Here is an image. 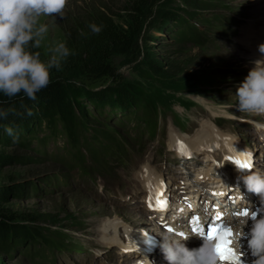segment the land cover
Masks as SVG:
<instances>
[{"label": "rangeland", "instance_id": "374dc122", "mask_svg": "<svg viewBox=\"0 0 264 264\" xmlns=\"http://www.w3.org/2000/svg\"><path fill=\"white\" fill-rule=\"evenodd\" d=\"M136 1L139 0H68L63 18L42 19V22L48 25L49 31L41 48H32L30 51L39 52L41 60L47 63L50 59L47 48L50 45L55 42L66 44L68 35L78 31H91L89 25L100 24L102 18L122 23L129 16L128 9L132 8ZM140 1L144 3L141 9L144 21L139 40L141 53L138 56H114L111 62L120 75L118 85L142 84L141 86L149 89L151 94L158 96V135L154 140H147L146 133L141 148H136L133 144L128 145L129 150H135L126 154L118 163H101L96 168L104 174L97 175L93 172L95 182L81 177L77 169L63 161V157L70 159V153L63 149L64 142H68L65 137L58 136L49 142L46 158L33 148L26 150L16 144L0 145V156L6 158V162L0 163V190L6 192L5 198L0 199V222H6V217L13 216L15 224L20 225L19 227L34 228L47 233L51 231L46 236L47 239H43L47 246H38L35 252L34 249H29V254L33 252V255L39 258L36 263L28 259L27 255L24 256L22 250L26 248L25 245L15 249L14 253H5L0 249V264H55L54 258L45 253L44 248L52 246L53 240L58 238L63 241L62 245H65L67 235L62 232L63 229L65 232L70 230L75 243L81 244L85 252L81 255L57 252V264H111L103 262L104 258L109 256V252H104L103 249H110L103 245L104 239L98 233L99 221L102 220V226L119 223L117 216L127 219L126 215L132 214L131 211H140V207L135 210L134 207H131L132 210L120 208L123 196L131 191L133 178L141 173L144 167L162 171L164 165H168L170 169L162 171V174L168 176L171 184H177L183 177H177V170L173 165H177L179 161L172 162L169 153L171 150H167L170 146L168 137L172 141H176V138H182L184 141L187 138L186 135L176 134L179 130L175 123L183 129L186 128L188 132L195 129L190 136L198 135L201 131L214 133L216 129L235 137L237 145L242 142L248 145L250 151L254 148L258 150H254L258 159L257 170L264 171V150L259 149L258 143L261 136L264 137L263 131L259 125L248 124L249 121L254 122L253 114L237 110L235 93L242 82L238 80L236 72H231V69L239 71L245 68L247 58L253 53V43L242 31L232 36L231 31L218 32L212 28L208 30V41L194 44L172 38L167 34V31L171 30H164L169 25L167 17L170 15L189 18L198 24L202 18L212 20L216 15H220L221 21L229 22L230 12L244 16L252 15L253 6L264 0ZM217 35L216 42L214 38ZM148 59L160 62L169 74L166 75L168 77L163 75L154 81H145L143 74L148 70ZM50 72L52 77H62L68 86L77 91L99 90L113 83L109 79L99 80L78 74H66L56 68L50 69ZM203 89L211 92L199 93ZM185 102L195 105L186 110L188 107H185ZM166 110H172L174 113ZM176 114L184 124L179 123ZM119 117L120 115L114 120ZM219 117L227 120H216ZM215 122L220 123L222 128L219 129ZM85 124L93 132L103 128L121 131L113 121H107L105 118L99 121L89 118ZM137 125L143 124L132 122L126 127L130 131ZM154 129L155 127H150V130ZM131 133L136 134L135 131ZM44 134H41V137ZM233 137L230 138L234 139ZM34 147L36 148V144ZM202 159H205V156L189 162L186 168L195 171L196 175L206 166ZM110 160L111 157L108 162ZM89 162H93L91 157ZM62 175L71 177L66 185L61 180ZM31 218L36 221L33 222ZM131 226L138 229L141 225L131 223ZM162 256L160 251L159 258Z\"/></svg>", "mask_w": 264, "mask_h": 264}, {"label": "trees", "instance_id": "16d2710c", "mask_svg": "<svg viewBox=\"0 0 264 264\" xmlns=\"http://www.w3.org/2000/svg\"><path fill=\"white\" fill-rule=\"evenodd\" d=\"M143 6V2L136 1L133 7L128 9L129 16L122 23L102 18L101 23L97 25L101 29L98 34L92 31H78L67 36L66 46L71 55L61 61L59 69L66 74H78L99 80L109 79L113 81L111 85L99 90L77 91L68 86L62 77L51 76L50 84L36 94L35 101L24 97L23 94L11 99L0 94V110L8 112L6 118H0V145L16 144L26 150L33 148L46 158L47 143L58 136L65 137L78 156L72 165H78L82 173H90L85 155L82 152L78 154L79 150H88L95 163L92 164L99 166L105 163L107 156L116 154L125 144L142 142L146 133L153 139L156 128L152 131L150 127L158 125V96L151 94L149 89L141 86L142 84L118 85L120 75L111 62L114 56H138L141 53L139 40L144 21L141 11ZM167 21L169 25L164 30H171L167 31L170 37H176L184 43L200 44L202 35L183 29L186 18L170 15ZM163 75L168 77L166 75L169 74L165 72L162 64L148 59V70L143 74V79L154 81ZM207 91L203 89L199 93L210 92ZM29 110L32 115H28ZM118 115L120 117L115 121ZM89 118L95 121L102 118L113 121L121 131L103 128L93 132L85 124ZM134 121L143 125L127 130L126 125ZM106 125L110 127L109 124ZM9 127L13 129V135L6 131ZM139 129L140 131H137ZM91 131L92 135L88 136ZM42 133L45 134L41 137ZM122 150L126 153L127 148ZM2 162H6V158L0 156V163ZM5 196L6 192L0 190V199ZM6 218V222H0V249L5 253H14L15 249L26 245L22 250L24 256L27 255L26 257L33 261V252L29 254V249H34L35 252V248L39 244L42 245L43 239L46 240L51 231L47 233L34 228L19 227L20 225L15 224L13 216ZM34 218L30 220H38ZM58 241L63 242L59 238L54 239L50 249L53 250L54 244H59Z\"/></svg>", "mask_w": 264, "mask_h": 264}, {"label": "clouds", "instance_id": "9594fccd", "mask_svg": "<svg viewBox=\"0 0 264 264\" xmlns=\"http://www.w3.org/2000/svg\"><path fill=\"white\" fill-rule=\"evenodd\" d=\"M68 0H0V93L9 99L20 94L33 101L37 93L51 82L50 69H59L61 61L71 55L64 42H55L47 48L50 59L47 63L40 58V53L30 49L41 48L46 39L49 27L42 22L43 18H63ZM93 33L101 29L89 25ZM264 54V44L259 46ZM244 81L237 87L235 96L237 110L242 113L264 115V60L253 62ZM7 111L0 110V118H6ZM28 115H32L29 110ZM9 135L13 129L7 128ZM18 139V137H16ZM248 171L240 175L250 193L259 197L260 207L257 211L248 209L247 216H239L233 252L242 260L250 253L251 264H264V171ZM251 222L249 232L244 229ZM161 237L160 250L168 264H226L217 253V243L204 239L198 249H189L185 238L167 232ZM242 239L247 240V250H243Z\"/></svg>", "mask_w": 264, "mask_h": 264}, {"label": "bare ground", "instance_id": "6f19581e", "mask_svg": "<svg viewBox=\"0 0 264 264\" xmlns=\"http://www.w3.org/2000/svg\"><path fill=\"white\" fill-rule=\"evenodd\" d=\"M204 133H206V134L204 135ZM176 134L177 135H181L179 133H176ZM228 136L233 137V136H231L229 134H226V133L222 132L221 130H216L215 129V132L214 133H211V132L209 133L207 131H201L198 135L195 134L194 139L191 138V137L189 138V136H187V138L184 140V142L187 143V144H190L191 142L195 141V144H197V143L198 144H201V143L210 144V146L215 147L213 149L214 151H216L217 153H220L221 150L222 151L223 150H228L229 151L230 149L233 150L231 147H236V145H235L236 144L235 137H233L234 139H231ZM168 138L170 140V146H169V148H170L171 152L175 149V145H176L177 141L179 139L180 140H183L182 138H176V141L175 140L172 141L170 139V137H168ZM223 146H226L228 149L224 148ZM216 147H220V148H216ZM239 150H242V149H239ZM234 152H238V151H234ZM229 153H233V151H231V152L229 151ZM213 160L214 159H212L210 157V155H208V156L205 157V160L204 161L206 162V166L195 175V182L197 184H204V183H206V184L209 185L211 183V181L212 182H216L217 181V178L215 176H218L219 174H222L223 172H225V166H223L222 168L221 167H216L215 164L212 165ZM226 169L230 171V168H226ZM148 175H149V177L147 178ZM199 175H203L201 177V178L204 177L203 182L199 181V179H198ZM240 175L241 174H238V176H240ZM142 176L144 178V182H147L148 185L151 184L150 187L153 190L158 191V188L155 185V183H156L155 178H158L159 175L156 174V171L149 170V171H146L145 173L142 172ZM139 178L141 179V176H139ZM161 184L164 185V183L162 181H161ZM241 187L244 188V190H242V192H244V191L248 192L244 184H242ZM214 188H217V186L214 185ZM235 197H236V195H234V198ZM208 199H209V202L208 203L211 204L212 203L211 202V198H208ZM218 199H221V198H218ZM233 201L234 202H237V199L235 198ZM225 202H227V197H225ZM259 204L260 203L258 201L256 203V206H259ZM216 208H217L218 211L225 212L226 215H229L231 213V209L229 207H227V205L223 202V200L221 202H218ZM108 224H110V223H108ZM108 224H106V225H108ZM106 225H104L103 228H105ZM117 225H118V223H111L110 226H108L107 228H105L104 231L116 230ZM143 229H144V227L141 225L137 230H143ZM244 231L247 233L249 230L247 228H245ZM112 242H115V240H112ZM117 243L119 244V242H117Z\"/></svg>", "mask_w": 264, "mask_h": 264}, {"label": "snow or ice", "instance_id": "6c2138e0", "mask_svg": "<svg viewBox=\"0 0 264 264\" xmlns=\"http://www.w3.org/2000/svg\"><path fill=\"white\" fill-rule=\"evenodd\" d=\"M180 148L183 149L184 146L180 145ZM232 151L231 149L229 150ZM227 161L232 162L237 167H240L242 169H252L253 168V157L250 153H239V155H230L225 158ZM149 208L152 209L153 205L150 202ZM160 209L166 210L167 209V203H162L160 205ZM155 210V209H153ZM248 209H244L241 212L236 213L235 215L239 216H247ZM217 221L220 220L219 217L216 218ZM197 225L200 223L199 217H195ZM168 232H173L174 229L169 227L167 228ZM192 233L198 234L200 237L204 239H210L217 243V253L221 257V260L226 262V264H241V260L239 257L235 255V253L232 250V230L228 227H225L222 223H211L207 226V229L205 227H193L191 229ZM179 235L182 238L187 239V234L181 232Z\"/></svg>", "mask_w": 264, "mask_h": 264}]
</instances>
